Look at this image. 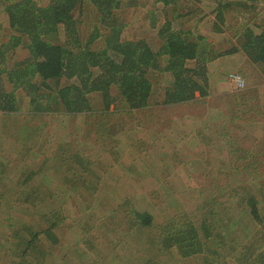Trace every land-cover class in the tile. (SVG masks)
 <instances>
[{
  "label": "rangeland",
  "instance_id": "1",
  "mask_svg": "<svg viewBox=\"0 0 264 264\" xmlns=\"http://www.w3.org/2000/svg\"><path fill=\"white\" fill-rule=\"evenodd\" d=\"M218 3L219 0H182L185 8L180 13L193 12L185 24L186 30L195 36L203 35L213 47L225 50L227 41H236L228 27L238 30L256 17L248 11L243 14L225 11V32L217 34L214 25ZM159 9L161 7L155 6L152 0H123L118 12L125 25L123 38L154 37L157 31L151 27L153 19L156 17L158 25L165 20ZM256 9L258 18L264 20V5ZM89 12L85 8L83 17L79 18L83 35H89L93 29ZM249 24L255 26L253 22ZM5 26L0 23V40L6 39ZM153 43L158 47L157 39ZM95 44L100 48L103 38ZM209 67L210 76H214L216 82L228 84L224 91H233L225 100L209 96L217 92L219 85L215 86V82L209 86L210 93L206 97L198 94L190 104L175 105L173 109L164 107L161 101L169 85L168 77L152 72L149 76L153 83L151 105L133 114L126 109L124 114L117 115L116 112L125 109L121 101L111 106L115 110L113 114L117 115L114 117L101 113L105 112V106L103 111L95 110L93 115L88 111L74 116L68 115L61 104H54L51 111L57 117L48 118L54 125L48 132L52 141L42 159L36 153H29L28 144L20 146L14 139L15 130L20 136L26 135L28 142L29 132L7 128V115H0V167L3 166L2 173H7L0 175V264L14 261L15 257L9 255V246L14 240L18 241L20 250L24 246L20 236L25 237L27 229H46L49 221L60 224L54 234L62 240L60 246L64 242L63 247L55 248L44 241L33 248L27 264H75L69 253L77 247V239L81 242L85 238L87 245H97L105 256L94 257L97 247H85L88 256L83 255V250L76 254L75 259L80 264H92L93 258L97 264H201V257H189L177 263L169 256L161 258L155 243L163 244L162 234L169 223H181L180 218L184 216L192 220L201 218L210 208L227 222L236 211L239 215L243 209L233 206L235 199L245 197L242 201L246 203L250 196H256L264 203V127L257 125V119L264 116V107H259L253 92L243 95L249 86L259 85L264 91V72L241 53L220 58ZM225 69L229 75H241L245 86L238 88L228 74L223 76ZM9 88L5 82V89ZM111 92L119 101L117 89L113 87ZM100 97L89 96L93 104L103 103ZM46 119H23L22 123L29 125L39 121L49 131L52 125L49 126ZM67 136L69 144L64 143ZM255 139L261 142L258 144ZM257 144L260 148L255 151ZM252 149L253 155L250 154ZM70 150L86 157L88 171L80 165L81 156L73 158ZM247 159L250 160L247 162ZM37 162L48 166L46 175L40 174ZM249 162L258 164L259 171L254 170L260 174L249 176L251 168H246ZM74 164L78 166L72 168ZM206 203L210 204L203 209L202 204ZM132 207L153 215L151 228L136 225ZM54 210L60 211V215L53 214ZM64 213L74 215L70 219L82 218L83 223L75 225L70 219L61 223ZM262 226H257L247 240H243L248 235L243 227L231 234L234 242L242 239L239 245L257 252L259 257L252 261L242 259L239 264H264V224ZM238 250L242 253L243 247ZM237 253L228 254L231 260L225 255L223 263L218 264H236L231 256Z\"/></svg>",
  "mask_w": 264,
  "mask_h": 264
},
{
  "label": "trees",
  "instance_id": "2",
  "mask_svg": "<svg viewBox=\"0 0 264 264\" xmlns=\"http://www.w3.org/2000/svg\"><path fill=\"white\" fill-rule=\"evenodd\" d=\"M181 1L152 0L155 6L161 7L159 12L164 16V22L158 25L156 17L153 19L151 27L157 32L151 39L128 40L123 38L125 25L118 13L123 0H0V23H5L7 29L6 39L0 40V115L20 113L25 104L29 105L30 115H43L59 104L68 115L85 113L91 110L89 95L96 92L101 94L105 110L121 101L125 108L123 112L127 109L133 114V111L151 105L153 83L149 76L152 72L168 77L169 85L161 103L173 109L175 105L194 102L198 94L208 96L209 86L216 82L214 76H210L209 64L239 53L264 72V20L256 15V6L264 5L263 0H219L214 25L217 34L225 32V11L240 14L248 11L256 17L252 21L255 26L249 24L251 18L246 22L247 26L238 30L228 27L236 41H227L225 50L213 47L203 35L195 36L185 29L193 12L188 10L181 15L180 10L185 8ZM85 8L90 10L88 15L93 25L89 35H83L80 28L82 21L79 18L83 17ZM100 38L104 44L99 48L95 43ZM155 39L158 47L153 43ZM229 73L225 69L223 76ZM5 82L10 86L8 90ZM113 87L120 95L119 101L111 92ZM258 148L260 145L255 151ZM250 154H254L253 149ZM249 163L246 165L247 169L251 168L249 176L260 174L253 169L256 167L259 171L258 164ZM84 168L88 171L87 166ZM244 199L232 202L235 208L243 209L239 215L236 211L227 222L210 208L201 218L192 220L184 216L180 218L183 219L181 223H169L162 234L163 244L155 243L156 251L161 253V258L169 256L175 263L189 257H201V264H218L223 263L225 255L231 260L228 254L232 252H238L231 256L236 264L242 259L257 260V252L239 245L242 239L236 242L233 236L231 239V234L243 227L242 230L248 233L243 240H247L257 226L264 224V203L256 196H250L246 203L242 201ZM209 204H202L203 209ZM53 214L60 215V211ZM131 214L136 218L137 226L152 227V214L136 209ZM71 216L74 215L64 213L61 223ZM69 221L75 225L83 223L82 218ZM46 224V229H27L26 236H20L24 243L20 250L18 241L14 240L9 246V255L15 257L11 256L14 261L10 264L29 263L33 248L44 241H49L55 248L63 247L64 242L60 246L62 240L54 234L60 224L55 221ZM85 240L77 239V247L69 253L75 264H80L75 259L77 253L83 250L84 256L89 255L85 247H97L94 257L105 256L102 249L94 244L87 245ZM242 247L241 253L238 249ZM93 260L92 264H97Z\"/></svg>",
  "mask_w": 264,
  "mask_h": 264
},
{
  "label": "crops",
  "instance_id": "3",
  "mask_svg": "<svg viewBox=\"0 0 264 264\" xmlns=\"http://www.w3.org/2000/svg\"><path fill=\"white\" fill-rule=\"evenodd\" d=\"M216 85L217 86L219 85L218 89H216L217 92H215L214 94L209 95V96H212V97L215 96L219 100H223V99L225 100L227 97H230L231 96V93H233V91H230V92H225L224 91L225 90L224 88H226L228 84L225 83V82H223V81L218 80L216 82L215 86ZM260 87L261 86H259V85L258 86H249L247 88L248 89V92L244 93L243 95H247V93H249V95H250V93L253 92L255 94V99H257L259 101V107H264V95H263L264 94V91L260 90ZM262 89H264V86L262 87ZM92 95H93V97L94 96H96V97L101 96V94H99L98 92L91 93L89 96H92ZM261 95H263V99L261 98ZM233 97H234V95H233ZM89 99H90V102L92 103L91 98H89ZM257 100H255L256 104L254 106V111H255V114L256 115L258 114V111H257V106H258L257 105L258 104L257 103ZM248 101H250V99ZM91 103H90L91 110L88 112V113H90V115H93V113H94L95 110L103 111L104 105H102V103H98V104L97 103L96 104H93V103L91 104ZM235 103H236V101H235ZM28 106H29L28 104L24 105L23 107H25V108L20 113H13V114H8L7 115V128H14V129H16L18 131L21 130L23 133H25V130H27L29 132V134H27V135H29V137H30V139H29L28 142L25 139V136L26 135H21L20 136V135L17 134V131H15V130L13 131L14 139H16L18 141V144L20 146H24V145H27L28 144V151H29V153H36L38 155V157L40 159H42V157H44L46 155L47 150H48V147H49V145H50V143L52 141V137L50 135H48V132H50L54 128L53 122L50 121L48 118H52V120H54L57 117V114L55 112H53V111H50V112H47V113H43V115H30V114H28V108H29ZM211 107H213V105H211ZM119 111H120L119 113L116 112L117 115L124 114L123 110H119ZM114 112H115V110H113L111 108V109L105 110V112H101V113H108V114H110V116H113V117L114 116H117L116 113L113 114ZM80 114H83V113H80ZM72 115L76 116L75 114H72ZM263 117L264 116L262 115L260 119H257V121H258V123H257L258 127H260V126L264 127V123H263L264 122V119H263ZM45 118H47L46 120L49 121L48 122L49 123V126L52 125L50 127L49 131L47 130L48 127H45V126L40 125L39 124V121L36 124L32 123V124H29V125H24L22 123V120L23 119H25L27 121H37V120H41V119H45ZM18 120H19V123H18ZM253 124H256V123H253ZM261 135H263V134H261ZM22 137H24V138H23V140L21 142V138ZM253 141L257 142L258 144L261 142L260 140H257V139H255ZM69 142H70V139H69V136H67L65 138V140H64V143L69 144ZM69 147H71V145H69ZM3 150H5V149L3 148ZM80 150L81 151L82 150L84 151V149H82V148ZM70 151L72 153V157L73 158L74 157H77L78 159H80L79 156H81V159L80 160L83 162V163L81 162V164H80L81 166H83V167L84 166H87V163L84 162V159H86L85 156L80 155V153H75L74 150H70ZM249 164H251V163H249ZM35 165L40 170V174L41 175H46L45 174V170H46V168L48 166H45V165L43 166V164L41 162H37ZM77 166H78V164L77 165L74 164L72 168H76ZM253 169H257V168L256 167L255 168L253 167ZM2 172H3V166L0 167V175L6 176L7 173H2ZM3 180L5 182L6 178H3ZM38 183L40 184L41 182H37V184Z\"/></svg>",
  "mask_w": 264,
  "mask_h": 264
},
{
  "label": "built area",
  "instance_id": "4",
  "mask_svg": "<svg viewBox=\"0 0 264 264\" xmlns=\"http://www.w3.org/2000/svg\"><path fill=\"white\" fill-rule=\"evenodd\" d=\"M230 81H232L238 88H243L245 86L244 79L241 75L236 73L230 74Z\"/></svg>",
  "mask_w": 264,
  "mask_h": 264
},
{
  "label": "bare ground",
  "instance_id": "5",
  "mask_svg": "<svg viewBox=\"0 0 264 264\" xmlns=\"http://www.w3.org/2000/svg\"><path fill=\"white\" fill-rule=\"evenodd\" d=\"M239 75V74H238Z\"/></svg>",
  "mask_w": 264,
  "mask_h": 264
}]
</instances>
